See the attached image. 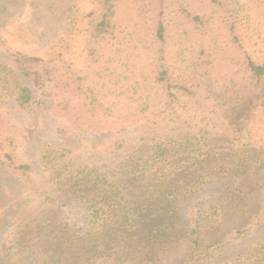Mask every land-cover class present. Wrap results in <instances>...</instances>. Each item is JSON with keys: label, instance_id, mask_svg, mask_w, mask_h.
<instances>
[{"label": "trees", "instance_id": "1", "mask_svg": "<svg viewBox=\"0 0 264 264\" xmlns=\"http://www.w3.org/2000/svg\"><path fill=\"white\" fill-rule=\"evenodd\" d=\"M119 1L96 0V8L87 15L92 21L90 54L106 55L96 80L70 64L61 69L54 54L39 57L0 46L1 54H9L0 67L13 65L14 83L12 87L4 80L9 87H2V92L14 98L12 115L54 113L88 127L91 119L120 135L112 149L103 151L122 155L118 166L124 177L119 181L125 189L105 179L97 168L72 162L70 155L56 170L65 172L61 186L66 198L77 195L87 205L90 222L104 218L101 235H113L106 244L93 247L96 255L108 254L120 264L140 260L151 264L146 256L115 244L132 214L137 223L155 224V218L162 217L168 229L175 228L176 221H188L191 227L187 224L181 231L191 249L181 264H207L203 257L213 251L199 246L204 224L194 213L200 205V200L194 203L200 192L196 184L203 178L198 173L220 175L225 155L216 153L220 146H225L223 152L237 147L245 160L239 166L249 171L248 155L259 162L264 156V0H135V19L124 28L115 22ZM221 29L224 38L219 37ZM5 115L0 110V171L17 175L24 192L36 200L47 194L36 183L45 171L42 174L37 162L21 153V131ZM73 131L66 125L56 128L63 139L74 138ZM58 159L46 161L45 170ZM57 173L51 172L48 179L57 180ZM253 173L262 172L256 167ZM182 174L196 183H186L178 192L173 184ZM186 201L191 203L190 213L182 205ZM46 202L54 200L47 196ZM211 204L205 216L210 215ZM126 207L132 213L124 214ZM263 218L264 206L257 225L264 223ZM141 228L148 232L143 239L156 232L138 226L135 240ZM143 239L139 246L145 244ZM160 244L155 241L153 246ZM243 264H264V247L252 251Z\"/></svg>", "mask_w": 264, "mask_h": 264}, {"label": "rangeland", "instance_id": "2", "mask_svg": "<svg viewBox=\"0 0 264 264\" xmlns=\"http://www.w3.org/2000/svg\"><path fill=\"white\" fill-rule=\"evenodd\" d=\"M96 6V0H0V46L4 50H19L39 57L54 54L57 57L55 64L61 69L70 64L82 76L96 80L106 61V55L94 58L89 50L88 34L92 21L87 15ZM116 10L115 22L124 28L135 19V0L119 1ZM219 37L224 38L222 29ZM2 52L0 63L9 60V54ZM6 68L0 67V110L21 131L20 138L24 144L20 147L21 153L26 158L31 156L42 174L45 171L36 183L47 194L37 195L35 200L24 192V184L17 175L0 171V264H120L110 259L108 254L96 255L92 251L96 244H106L105 241L113 235H101L104 218L90 222L87 205L84 207L77 195L71 194L66 198L61 186L65 172L62 169L56 171L65 156L70 155L72 162L79 161L97 168L105 179L123 189L124 182L119 179L124 176L122 167L118 166L122 155L115 157L105 152L114 147L120 135L91 119L87 122L92 126L88 127L79 126L83 121L74 124L69 117L54 113L28 114L20 111L12 115L15 112L14 98L6 90L2 92V87H9L5 86L4 80L13 87L14 83L10 81L13 65L9 63ZM7 109L13 110L9 112ZM59 125L73 128L74 138L59 137L56 133ZM85 130L93 134H84ZM224 147L216 149L218 155L225 154L219 166H222L220 175L210 177L203 170L198 173L203 178L196 184L200 192L194 203L200 200V205L194 213H197L196 219L204 224L199 246L209 247L208 252L213 251V254L203 257L204 261L208 259L207 264H243L252 251L264 247V225L261 226L264 223L257 225L256 221L264 206V156L259 158V162L248 155L246 164L252 168L249 171L240 168L239 164L245 160L237 147L230 146L223 152ZM43 152L45 158L41 154ZM55 157H59L58 163L45 170V162ZM256 167L260 168V175L253 173ZM51 172H58L57 180L48 179ZM186 183L195 184L196 179L182 174L173 184L174 189L180 192ZM47 196L54 202H46ZM210 203L213 208L210 215L205 216ZM182 205L190 213L191 203L186 201ZM128 211L132 213L126 207L124 214H130ZM127 217L130 220L121 226L123 235L117 234L121 241L115 242L120 249L146 256L151 264H181L186 259L191 247L186 236H182L185 232L181 229L186 228L188 221L186 224L176 221L175 228L168 229L162 217L155 218V224L150 220L133 222L132 214ZM138 226L156 232L150 239H143L148 232L141 228L135 240L133 233ZM141 239L145 244L139 246ZM155 241L161 244L153 246ZM142 262L140 260L141 264L146 263Z\"/></svg>", "mask_w": 264, "mask_h": 264}]
</instances>
